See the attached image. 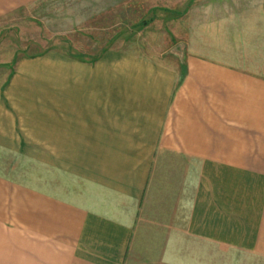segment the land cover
Returning a JSON list of instances; mask_svg holds the SVG:
<instances>
[{
    "label": "crops",
    "instance_id": "crops-1",
    "mask_svg": "<svg viewBox=\"0 0 264 264\" xmlns=\"http://www.w3.org/2000/svg\"><path fill=\"white\" fill-rule=\"evenodd\" d=\"M237 53L0 71V264H264V64Z\"/></svg>",
    "mask_w": 264,
    "mask_h": 264
},
{
    "label": "rangeland",
    "instance_id": "rangeland-1",
    "mask_svg": "<svg viewBox=\"0 0 264 264\" xmlns=\"http://www.w3.org/2000/svg\"><path fill=\"white\" fill-rule=\"evenodd\" d=\"M232 50L251 53L241 65L262 68L264 0H37L0 15L4 72L45 51L83 54L90 63L115 51L175 65L189 54L228 57Z\"/></svg>",
    "mask_w": 264,
    "mask_h": 264
},
{
    "label": "trees",
    "instance_id": "trees-1",
    "mask_svg": "<svg viewBox=\"0 0 264 264\" xmlns=\"http://www.w3.org/2000/svg\"><path fill=\"white\" fill-rule=\"evenodd\" d=\"M45 52H47V51H45ZM42 53H44V52H42ZM42 53H41V54H42ZM71 56H73V57H78V58H83L84 55H83V54H79V55H77V54L72 55V54H71Z\"/></svg>",
    "mask_w": 264,
    "mask_h": 264
}]
</instances>
